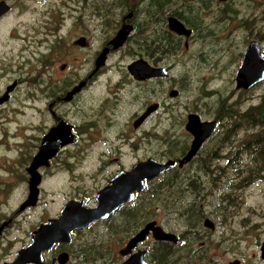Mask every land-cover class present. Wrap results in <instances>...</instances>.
I'll return each mask as SVG.
<instances>
[{
    "label": "rangeland",
    "instance_id": "374dc122",
    "mask_svg": "<svg viewBox=\"0 0 264 264\" xmlns=\"http://www.w3.org/2000/svg\"><path fill=\"white\" fill-rule=\"evenodd\" d=\"M4 1L10 6V11L0 19V76L2 75L0 95L5 91V85L12 84L14 81H18V85L11 94L12 98L0 110V192L5 194L1 197L7 198L10 207L16 209L29 194L30 181H28L29 176L26 169L37 153L39 138L47 132L52 121L47 111L48 95L43 94L41 97L36 78L39 81L43 80L42 88L47 83L52 86L53 91L55 84L61 86L65 83V86L72 80L76 85L80 83L86 71L88 55H90V61L93 60V56L102 46L101 42L113 36L118 27L116 22L119 20L116 18L115 0ZM230 4V8L236 13L230 15L232 17L228 36L231 40L229 58L226 52L227 43L217 38L220 48L214 40L202 43L208 55L197 56L199 53L194 44L192 48L190 46L187 51L181 52L179 57L171 60V64L176 66L173 77L179 80L180 90L185 96L181 95L175 101H169L173 103L169 120L177 119L175 116L182 112L181 105L196 103L204 113L209 114L211 109L216 108L217 112L221 110L222 114H226L228 110L247 111L248 108L258 105L262 100L264 82L246 93L238 91L235 88L234 72L239 65L240 54L243 53L251 34L264 31V24L260 19L263 16L264 0H233ZM96 5H109L110 7L102 6L101 8ZM83 13L86 18L85 22L89 21L87 26L79 20ZM248 21L252 24L245 23ZM220 33L218 32V36ZM82 36L89 39L87 50L76 44ZM211 48L213 50H210ZM229 66L230 74L227 72ZM90 67L92 68L93 65L90 64ZM4 68L8 71L5 76L2 74ZM106 85L107 81L103 78L90 89L82 90L70 105L62 106L61 109H69L70 123L81 132V137L79 144L68 148L65 154H59L56 159L52 160L50 168L45 170V181L41 186L43 193L39 195L43 205L36 210L35 217L27 214V229L30 224L33 225L37 219H40L43 210L51 212L58 208V205L62 204L58 201L63 198L70 199L78 193H86L89 201H93L96 197L103 184L102 179H104V173L97 169L103 163L98 155L106 148L105 137L113 136V131L116 130V127L111 128L115 124H109L107 121L101 122L97 116L99 108L102 107L101 99L107 94ZM155 91L150 97L156 96L150 102L163 96L158 88ZM121 93V100H123V96L130 92L126 88ZM109 102L105 104L110 106ZM116 112L115 119L122 122L121 131L127 135L131 129L128 125L130 117L118 116V110ZM163 113L160 111L154 117L156 134L152 137V141L146 139L135 142L134 139L135 141L128 145L124 144L121 151L127 156L138 153L139 159L143 158V155L152 157V155L157 156L164 153L162 141L164 138L169 139L168 136L174 133L170 132L172 127L168 122L159 123V119L166 116ZM115 119L112 118V121ZM88 125H91V129ZM175 128L176 140L171 139L174 142L180 140L179 135L183 132L180 127ZM84 130L86 132H83ZM256 134H260L258 129H237L230 146V156L247 143L248 138L252 137L250 135ZM132 144L138 146L137 150L132 148ZM107 145L106 150L110 151L113 149L112 146L116 150L119 143L109 142ZM87 155L90 156V160L87 159ZM238 160L239 165L230 164L231 174L225 176L223 173L219 175L220 177L214 176L215 187H227L229 177L230 188H232L233 182H236L234 179L236 172L233 171V166L235 169L242 170L249 169L251 166L245 163L249 161L246 157L240 156ZM169 176L171 175L157 179L155 184L167 180ZM244 176L247 175L242 174L240 177L244 178ZM259 178L261 181L250 189L230 190V196L235 198L232 203H236L237 209L227 217L226 223L217 228L215 235L202 240L204 245H201V240L193 243L192 256L190 252L185 256L182 252L175 250L178 257L180 256L177 264H264L260 258V246L264 242V173ZM23 179L25 182L22 181ZM201 180L206 182L204 177ZM176 185L180 187L179 178L176 180ZM148 186L150 189L138 197V202L123 211L118 218L111 220L107 231L95 227L81 237L90 243L93 250L97 249V254H99V256L95 255V258L91 256L85 264H120L122 259L118 252L126 242L133 220L141 228L147 220L156 221L166 232H172L178 236L190 230L188 223L176 214V211H180L184 200L181 199V195L171 192L175 206L174 209L168 211L167 198H165L167 191L160 202H155L150 198V190L154 189V185L149 184ZM207 198L209 199L203 200L201 208L209 213L212 211L211 207H215L218 197L216 194L213 197L209 195ZM51 200L58 203H52ZM18 225L15 223V227L10 229L13 242L17 241L20 233L22 235L25 233V230L21 231ZM121 227L123 228L122 233L115 234L116 228ZM120 240L123 245L119 244ZM208 241L211 244L206 245ZM150 260L152 262L154 258Z\"/></svg>",
    "mask_w": 264,
    "mask_h": 264
},
{
    "label": "flooded vegetation",
    "instance_id": "af4514ba",
    "mask_svg": "<svg viewBox=\"0 0 264 264\" xmlns=\"http://www.w3.org/2000/svg\"><path fill=\"white\" fill-rule=\"evenodd\" d=\"M232 1L233 0H115L116 18L119 20L116 22L118 23V27L111 38H106L101 42L102 46H100V50L93 56V60L90 61V55H88L89 60H86V71L80 81V83H85L76 95L74 94L68 101L65 100L66 96L80 84L77 83L76 85L73 80L68 82L65 86V83L63 82L61 86L55 84V90L53 91L52 86L47 85V83H45L42 88L43 80L39 81V79L36 78V83L38 84L37 86L41 93V97L43 94L48 95L47 111L52 120L47 132L39 138L37 152L40 146L43 145V138L51 129L55 130V128H58L60 125H62L65 130L69 131L70 135H68L70 138L72 136L74 140L68 143V145L61 147L55 157H52L48 161L47 166L39 167L38 173L41 181L38 186V198L34 201L33 206L29 204L27 194V197L19 204L20 206H17L16 209H12L7 198L1 197L5 194L0 192V264H85L86 260H88L91 256L92 258H95L94 256H99V254H97V249L93 250L90 243L87 242V240L81 239V237L95 227H100L107 231V229L110 228L111 220L115 217L118 218L123 214V211L131 208V206L138 202V197L142 196L145 191L149 189V184L153 185L157 179L167 175H171L167 178L168 183H171L173 180L176 181L178 178L180 180V187L182 190L181 199L183 198L184 200L182 202L180 209L181 212L179 215L180 218L188 223L187 225L190 230L182 232L183 234L181 233L180 236L173 233L178 236L179 245H175L170 242L166 244L173 245L175 250H178L179 253L182 252L185 256L189 255V252L192 256L194 252V249H192L194 242L201 240V245H204L202 240L208 238V236L215 235L217 228L221 224L227 222V217L232 215L234 210L238 207L236 203H232L235 198L234 196H230V190L237 191L238 189H250V187L261 181L259 176H262V173H264V159L259 156L264 151V126H258L257 123L254 124V120L252 122L253 124L251 123L252 125H249L247 130L258 129L260 134L250 135L252 137L248 138L247 143L237 150L236 153H231L230 156V146L233 142L234 133L240 128L238 125L241 120L240 116L246 115L256 119L257 117L251 110H253L252 108L259 107L261 105L264 100V96H262V100L258 105L248 108L247 111H239L232 116H230V110H228V113L222 114L221 110L217 112V109L214 108L211 109V113L207 114L204 113L196 103L188 104L187 106L181 105L180 109L182 112L180 115L175 116L178 120L175 119L173 121L169 120V117L171 116L169 114L170 108L173 104L169 101L173 102L181 95L185 96L183 91L180 90L181 85L179 80L173 77L174 68L176 66L175 64H171V60L179 57L181 52L184 53V51H187L190 46L192 48L195 44L199 53L197 56L202 57L204 55H208L207 51L203 49L204 47H202V43H208L211 40H214L216 41L215 44L220 48L217 44L219 42L217 41V38H221V40H224L227 43L228 48L226 52L229 58V55L231 54V40L228 36L230 35V20L232 17L230 15L236 13L235 10L230 8V3ZM8 7L10 11V6L8 5ZM8 12L3 14L2 17H4ZM262 15L263 16H261L260 19L261 23L264 24V10L262 11ZM2 17H0V19H2ZM171 18H175L186 30H189V35L182 36L172 32L169 28L168 22ZM85 19V15L83 13L82 18L79 20L84 22L87 26L89 21L86 23ZM245 23L252 24V22L249 21ZM119 31L126 32L124 43L117 49H113L110 42ZM218 32H222L220 33V36H218ZM78 41L83 42L82 48H84V50L88 49V37L82 36L76 41V44ZM251 42L258 44L259 50L261 51L260 53L263 55L264 59V31L262 30V32L251 34L249 40L245 44L243 53L240 54L241 58L239 65H241L240 63L242 57ZM104 49H108L106 55L107 58H105L104 64L97 69L98 71L94 72L96 68L95 61ZM210 50L213 49L211 48ZM41 63H43V61H41ZM46 63L50 64V62ZM134 63H140V67L145 70L164 69L166 71V75H161L160 77H149L145 80H135L133 75H131L128 71V66ZM90 64L93 65L92 68L90 67ZM239 65L237 66V69ZM230 66L227 70L229 74ZM7 72L6 68L2 70V74L4 76ZM147 74L149 73L147 72ZM1 77L2 75L0 78ZM103 78L107 81V94H105L101 99L102 107L99 108L97 116L101 119V122L107 121L109 124H115L111 128L114 129L116 127V130L113 131V136L108 135L105 137L104 144L106 145V148L108 147L107 144L109 142H118L119 146H117L116 150H114V147L112 146L111 148L113 149H110V151H107L105 148L104 152L98 155L103 163L101 167H98L97 169L101 173H104V179H102L103 184L99 188V191L109 186L111 181L117 178L118 174L121 172H127L128 174L134 165L140 164L147 159H155L163 164L167 161H172L174 164L170 168L166 169L164 174H161V176L154 181L145 182L146 189H144L141 194H135L134 199L130 202V204L120 206L119 209L112 213L106 220L97 221L95 224H91L83 230L73 229L71 226L74 225V223L69 219L71 216L73 218L75 216L76 208L74 207V204L80 203L81 209H94L97 203V194L93 201H89V197L86 193H78L70 199L63 198L61 201H58L62 202V204L58 205V208L53 209L51 212L43 210L41 212L40 219H37L33 225L30 224L27 229V214L35 217L37 215L36 210L43 205L41 204L39 195L41 196L43 193L41 186L45 181V170L50 168L53 159H56L59 154H65L68 148L77 144L81 137V132L75 125L70 123L69 118L71 117V113L69 109H61L63 108L62 106L66 107V105H70L74 101V98L77 97L82 90H87V88L90 89L94 84ZM262 82H264V79L246 91L255 88V86L257 87ZM17 85L18 81L5 85V91L0 95V98L4 96L8 87L13 86L12 90L8 94L9 98L6 103L9 102L10 98H12L11 94L17 88ZM126 88H128V92L130 93L123 96V100H121V92L125 91ZM157 88L163 96H159L156 101L150 102L151 99L155 98L156 95L153 97L150 96L156 92L155 89ZM51 90L53 92H51ZM236 90L245 91L244 89L237 88ZM171 92H175L174 97L171 95ZM210 93L212 94V91ZM107 101H110V106L105 104ZM6 103L0 105V110L3 105H6ZM116 110H118V116L123 115L127 118L130 117V123L128 122V125L131 129L127 135L123 134L121 131L122 122L120 123L117 119H115V115L117 113ZM160 111L164 112L163 115L166 116H163V119L160 118L159 123L164 122L166 124V122H168L169 126L172 127L170 132L174 134L176 131L175 127H180L183 131L182 134L179 135L180 140L176 142L171 140L172 138L175 139L174 134L168 136L169 139L164 138L162 141V147L165 149L164 153H161V151L159 152L161 154H158L157 156L152 155L151 157L143 155V158L139 159V156L137 155L138 153L132 156H127V154L123 153L121 149L124 144L128 145V143H132L135 140V142H137V140L145 141L146 139L148 141H152V137L156 134V123H154L153 120L156 114ZM232 111L235 112V110ZM262 111V113H264V109H262ZM39 112H41V109H39ZM262 113L259 114L260 118H262ZM189 115L197 116L201 123L217 122L218 126L212 135L205 139L193 157L186 162L184 158L188 156L191 151L192 142L195 139L193 135L187 131ZM112 118L115 120L112 121ZM175 121H178L179 123ZM88 126L89 129H91V125ZM230 128L233 131L232 135H230ZM83 132H86V130ZM177 144L178 146H176ZM131 146L135 150L138 148V146L134 144ZM240 156H242V158L246 157V159L249 160L248 162H245L248 165H251L249 166V169H235V166L240 164V161L238 160ZM87 159H91L89 155H87ZM179 162H183L181 166H179ZM230 164H235V166H233V171L236 172V176L234 177L236 182H233V186L230 188V178L228 177L229 183L227 184V187H215L216 179H214V176H219L223 173L225 176L227 174H231ZM258 165L262 166L259 168L257 167ZM242 174H246L247 176L241 178L240 176ZM63 175H65V173ZM202 177H204L206 182L201 180ZM29 179L30 177L28 178V181ZM22 181L25 182L26 177L25 181L24 179ZM216 194L218 201L215 207H211L212 211L206 213V210L201 208L203 200L205 201L209 199L207 198L209 195L213 197ZM51 202L55 204L58 203L55 200H51ZM166 202L170 205L171 199L167 197ZM70 205L73 206L70 207ZM66 207H70L67 209L68 219L62 220L58 229L52 231L53 241L50 243L51 240L49 238H51V236H49V231H46L47 226L51 221H58L61 217V213ZM206 220L211 222L213 229L205 227ZM151 221L155 222L153 220H147L146 223ZM15 223L19 224L18 228H20L21 231L24 229L25 233H23V235L20 233V237L17 238V241L13 242V238L10 235V229L15 227ZM146 223H144V225H146ZM130 225V232L127 233L128 235L125 244L123 245L122 240L119 242L120 245H123L120 251L125 250L124 248L126 247L128 241L144 227L143 225L141 228L134 220ZM199 226H201V228H199ZM122 230V227L119 229L116 228L115 234L122 233ZM58 232L60 233V241L54 239L55 234ZM43 234H45L44 239L41 238L37 240L36 247L34 249L30 248V246L35 242V237H41ZM147 236L148 237L144 239V242L138 243L136 247L132 249L131 253L121 255L120 251L118 252L120 259H122L120 264L125 262V260L138 251H142L143 253L145 252L143 259L146 260L147 264H152V262H154V260L151 262L150 259L152 257L154 258V256H152L153 249H155V244L158 241H154L151 233ZM209 243L211 244V242L208 241L206 245ZM18 259L19 261L16 262ZM201 260L204 259L201 258Z\"/></svg>",
    "mask_w": 264,
    "mask_h": 264
},
{
    "label": "water",
    "instance_id": "95a60500",
    "mask_svg": "<svg viewBox=\"0 0 264 264\" xmlns=\"http://www.w3.org/2000/svg\"><path fill=\"white\" fill-rule=\"evenodd\" d=\"M9 11L8 5L4 2H0V17L3 14ZM169 22V28L172 32L177 33L178 35L188 36L189 30H186L182 24L176 20L175 18H171ZM126 36V32L119 31L118 34L112 39L110 45L113 49H117L119 46H122L124 43V39ZM77 44L79 46L83 45L82 41H78ZM108 49H104L98 59L95 61V71L100 68L105 61ZM258 44L255 42H251L246 49L245 54L242 57L241 65H239L238 69L235 72V88L237 89H250L253 85L258 84L260 81L264 79V59L263 55L260 53ZM128 71L135 78V80H145L149 77H156L161 75H166V71L164 69H143L140 67V63L131 64L128 66ZM150 68V67H149ZM93 72V73H94ZM147 72L149 74H147ZM85 82L80 83L77 88L75 87L67 96L65 100H70L71 97L77 94L80 89L83 87ZM13 86L7 88L4 96L0 98V105L5 104L8 100V94L12 90ZM171 95L174 97L175 92H171ZM188 127L187 131H189L193 137L195 138L192 142L191 151L188 156L184 158L186 162H188L196 151L199 150L201 144L205 141V139L209 138L212 133L216 130L217 122H203L201 123L197 116L189 115L188 117ZM69 131L65 130V128L60 125L55 130L51 129L49 133L43 138V142L36 153V155L32 158L31 164L27 168V173L30 177L29 179V187H28V201L29 204L33 206L34 201L38 198L39 190L38 186L40 184V175L38 173L39 167H45L48 165V161L55 157L56 153L59 151L61 147L64 145H68V143L72 142L74 138L71 136L70 138ZM179 166L183 162H179ZM174 163L172 161H167L165 164L155 160V159H147L140 164L134 165L132 170L127 174V172H121L117 175L116 179H113L109 186L105 189H102L97 193L96 197V205L94 209L90 208H82L80 203H75L74 207L76 208L74 218L71 216L69 219L74 223V225H70L75 230H83L87 228L91 224H95L97 221L106 220L112 213L117 211L120 206L130 204V202L134 199V195L137 193H142L145 188V182L154 181L161 174H164L165 170L170 168ZM73 205H70L72 207ZM70 207H66L65 210L61 213V217L58 221H51L47 226V230L49 231V238L52 243V231L58 229L62 220H67V209ZM78 208V209H77ZM80 213V214H79ZM60 222V223H59ZM71 222V223H72ZM205 227L213 229V225L208 220L205 221ZM71 228V229H72ZM67 230V229H66ZM151 233L154 238V241L165 242V243H173L175 245H179L178 236L173 233H166L165 230L157 224V222H148L142 230L138 231L131 240L128 241L125 250L120 251L121 255H127L131 253L132 249L136 247L138 243L144 242V239L148 237L147 235ZM41 234V233H40ZM38 235V233H37ZM36 235V236H37ZM43 234L41 237H35V242L30 246V248L36 247L37 240L43 238ZM60 233H56L54 236L55 240L60 241L59 238ZM58 236V237H57ZM47 237V236H46ZM45 237V238H46ZM145 252L138 251L130 256L125 262L122 264H147L146 260L143 259ZM260 258L264 261V242L260 247ZM16 260V262H18ZM237 264V263H235Z\"/></svg>",
    "mask_w": 264,
    "mask_h": 264
},
{
    "label": "trees",
    "instance_id": "16d2710c",
    "mask_svg": "<svg viewBox=\"0 0 264 264\" xmlns=\"http://www.w3.org/2000/svg\"><path fill=\"white\" fill-rule=\"evenodd\" d=\"M102 6L105 7V6H109V5H98L97 7L102 8ZM252 109L253 110H251V111L254 112L253 114H255V116L257 118L255 119L253 117L246 116V115L240 116L241 120H240V124H238L240 128H246L247 129L249 125L253 124L252 123L253 120L255 122L254 124L257 123L258 126H260V125L264 126V113H262L263 112L262 109H264V100L259 107H255ZM230 112H231L230 116L235 115V113H238V112L234 113L232 111H230ZM261 113H262V118H260V116H259V114H261ZM232 133H233V131L230 128V135H232ZM262 148H261V150H262ZM259 156L262 159H264V151ZM162 177H164V176H162ZM162 177H160V178H162ZM153 185H154V189L150 190V195H151V198L155 200V202H158V201L160 202L163 199L164 193L166 191L167 192L165 194L166 195L165 198L168 197L169 199H171V202L173 200L172 199L173 195L171 194V192H173V194L176 193V195H178V194L181 195V193H182L181 187L176 185L175 180H173L171 183H168L167 180H165V181L163 180L162 182H160L158 184L154 183ZM153 185H151V186H153ZM148 188H149V186H148ZM174 206H175L174 202H172L170 205H168L167 206L168 211L174 209ZM180 212L181 211H179V212L176 211L177 216H179ZM152 256H154L155 264H177L179 259H180V256L178 257V254L175 253V249H174L173 245L166 244L165 242H156V246H155V249H153V255Z\"/></svg>",
    "mask_w": 264,
    "mask_h": 264
}]
</instances>
